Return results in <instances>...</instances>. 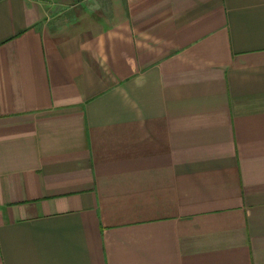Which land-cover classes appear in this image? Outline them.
I'll use <instances>...</instances> for the list:
<instances>
[{
	"label": "crops",
	"instance_id": "crops-1",
	"mask_svg": "<svg viewBox=\"0 0 264 264\" xmlns=\"http://www.w3.org/2000/svg\"><path fill=\"white\" fill-rule=\"evenodd\" d=\"M0 264H264V0H0Z\"/></svg>",
	"mask_w": 264,
	"mask_h": 264
}]
</instances>
